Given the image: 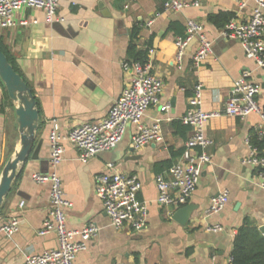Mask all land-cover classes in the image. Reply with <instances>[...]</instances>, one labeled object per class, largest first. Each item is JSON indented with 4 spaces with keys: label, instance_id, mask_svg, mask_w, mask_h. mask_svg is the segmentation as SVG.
I'll return each mask as SVG.
<instances>
[{
    "label": "crops",
    "instance_id": "1",
    "mask_svg": "<svg viewBox=\"0 0 264 264\" xmlns=\"http://www.w3.org/2000/svg\"><path fill=\"white\" fill-rule=\"evenodd\" d=\"M198 1L200 7L168 12L165 0H61L58 17L65 22L49 23L42 10L28 9L16 15L18 21H28V26L0 32L1 42L37 101L40 121L35 147L42 143L40 160L30 158L20 168L1 211L0 225L18 218L21 228L12 238L0 234V264H25L29 255L58 248L55 234L39 235L52 204L50 184L34 182L36 173H57L62 179L66 199L73 205L65 209L70 230L89 224L101 229L75 264H231L234 240L244 223L249 221L259 230L264 226V190L257 171L243 164L250 154L247 139L259 137V128L264 125L256 113L245 120L223 116L207 123L206 133L214 142L210 151L213 158L204 167L188 204L195 211L185 226L173 220L178 210L157 202L156 177L169 170L164 164L173 166L179 161L192 136L182 118L196 85L204 86L203 109L215 112L224 109L244 75L252 83H264V71L247 58L241 43L222 38L225 28L209 22L210 16L221 13L246 22L255 7L253 0ZM242 3L246 4L243 9ZM189 20L204 25L213 41V54L201 67H194L192 58L199 44L196 40L180 70L175 43L185 35ZM135 28L139 30L135 44L148 53L155 50L154 73L165 83L160 105L152 107L143 120L152 125L162 119L163 141L131 152L137 131L131 125L115 150L88 163L80 160V152L73 145L65 143L63 160L53 168L49 137L55 125L66 134L105 119L129 84L131 73L123 65L128 62ZM258 102L264 105L262 97ZM165 105L169 109L163 112L161 107ZM16 107L5 95L0 97L1 168L20 150ZM118 153L122 157L115 162ZM127 157L138 158L127 161ZM110 165L117 172L140 178L139 198L148 204L147 223L140 231L115 229L104 210L96 179L111 172ZM224 191L230 194L226 209L208 216L212 199ZM216 225L224 230L209 231Z\"/></svg>",
    "mask_w": 264,
    "mask_h": 264
},
{
    "label": "built area",
    "instance_id": "2",
    "mask_svg": "<svg viewBox=\"0 0 264 264\" xmlns=\"http://www.w3.org/2000/svg\"><path fill=\"white\" fill-rule=\"evenodd\" d=\"M61 0H0V32L28 26L26 20L18 21L17 13L25 10H42L49 23L65 22L58 17ZM255 7L248 21L239 22L235 19L225 27L221 37L226 40L238 41L244 48L247 58L256 62L264 71V0H253ZM245 3L241 4L243 9ZM190 7H200V2L193 0H165L164 9L168 12H181ZM36 24L37 21H34ZM198 47L193 55L194 67H201L213 54V41L210 40L202 23L189 20L186 33L176 40L177 67L182 70L186 53L194 41ZM155 50L148 53V60L141 62H126L124 70L131 73V80L121 97L109 111L107 117L99 122L86 123L64 134L55 125L50 134L51 145L50 164L53 168L60 165L65 153V143H70L80 152V160L88 163L92 158L115 150L123 141L129 126L133 125L137 131L132 138L131 146L134 150H141L146 146L163 141L164 130L162 119H157L152 125H146L143 120L147 112L154 106H159L164 94L165 83L154 73L152 57ZM5 93V87L0 79V97ZM264 100V83L257 84L247 80L244 75L235 85L234 96L226 103L223 110L207 112L203 109L204 86L198 83L194 94L189 98V109L182 118V123L192 130V136L185 145L184 153L179 161L165 174L156 177L158 189L157 202L163 207L179 210L187 206L198 188L204 167L212 162L211 149L214 142L206 133V126L210 120L220 117L240 118L245 120L256 113L264 121V105L258 98ZM169 109L162 106L163 112ZM258 135L264 138V125L260 126ZM250 148L249 156L243 164L257 171L260 186L264 190V155L253 146L252 137L247 139ZM97 177V192L105 212L110 218L111 225L117 229L130 228L134 231L142 230L148 219V204L139 198L142 188L137 175L123 174L114 170ZM2 168L0 167V177ZM33 181L38 184H50L52 207L44 222L39 235L55 234L58 248L41 255H29L25 264H75L78 255L89 249L90 242L95 239L101 229L95 224H89L80 230L68 228L66 208L73 205L66 199L62 179L57 173L33 175ZM230 200L228 191L214 197L207 211L208 216L223 212ZM25 203H21V208ZM21 228V220L13 218L0 225V234L8 238L14 237ZM220 225L209 229L211 232H222Z\"/></svg>",
    "mask_w": 264,
    "mask_h": 264
},
{
    "label": "water",
    "instance_id": "3",
    "mask_svg": "<svg viewBox=\"0 0 264 264\" xmlns=\"http://www.w3.org/2000/svg\"><path fill=\"white\" fill-rule=\"evenodd\" d=\"M0 79L6 87L10 100L17 104L15 109L16 124L21 135L20 150L4 167L0 177V214L4 203L10 195L13 185L17 180L20 168L26 164L30 158L40 160L39 154L42 147L40 143L37 147L36 137L39 129L40 113L35 96L23 77L16 72L7 56L0 48ZM135 150L132 148L131 152ZM120 153L116 154L115 162L121 160ZM138 157H127L126 160H136ZM195 208L187 205L173 216V220L185 226L190 220ZM264 235V226L260 228Z\"/></svg>",
    "mask_w": 264,
    "mask_h": 264
},
{
    "label": "trees",
    "instance_id": "4",
    "mask_svg": "<svg viewBox=\"0 0 264 264\" xmlns=\"http://www.w3.org/2000/svg\"><path fill=\"white\" fill-rule=\"evenodd\" d=\"M232 19V15L221 13L218 15L210 16L209 22L217 28L222 29L225 28ZM138 38L139 30L138 28H135L132 34V44L130 45L128 50V62L145 63L148 60V51L139 50L137 45L135 44ZM0 48L9 59L12 66L15 68L16 72L20 74L1 40ZM4 95L6 97V100L9 103L13 104L6 89ZM252 144L259 149L262 155H264V138L260 139L257 135H254L252 136ZM163 167H167L170 169L172 167V164L167 163L164 164ZM231 264H264V235L256 226L252 225L249 221H246L244 223L235 237Z\"/></svg>",
    "mask_w": 264,
    "mask_h": 264
},
{
    "label": "rangeland",
    "instance_id": "5",
    "mask_svg": "<svg viewBox=\"0 0 264 264\" xmlns=\"http://www.w3.org/2000/svg\"><path fill=\"white\" fill-rule=\"evenodd\" d=\"M3 85H4V83H3ZM4 87H5V85H4ZM5 89H6V87H5ZM3 169H4V167H2V171H3ZM2 173V172H1Z\"/></svg>",
    "mask_w": 264,
    "mask_h": 264
}]
</instances>
